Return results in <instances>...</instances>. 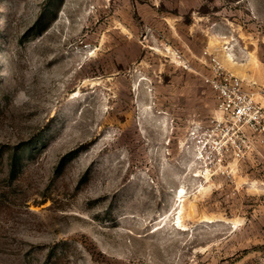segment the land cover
I'll return each instance as SVG.
<instances>
[{"label":"rangeland","instance_id":"374dc122","mask_svg":"<svg viewBox=\"0 0 264 264\" xmlns=\"http://www.w3.org/2000/svg\"><path fill=\"white\" fill-rule=\"evenodd\" d=\"M0 29V264H264V116L216 153L205 82L264 111V0H0Z\"/></svg>","mask_w":264,"mask_h":264},{"label":"built area","instance_id":"2783aa9c","mask_svg":"<svg viewBox=\"0 0 264 264\" xmlns=\"http://www.w3.org/2000/svg\"><path fill=\"white\" fill-rule=\"evenodd\" d=\"M204 54H207V51H204ZM209 58L212 73L205 77V82L215 91L219 116L210 119L206 134L210 137V144L216 153L225 154L230 147L233 149V157H240L243 152L239 147L234 152L236 138L240 136L245 142V139H248L244 132L245 127L260 123L264 111L254 98L253 92L245 89L240 76L227 71L216 56ZM229 134L234 138L226 140L225 137ZM203 139L200 135L197 138V151L200 155L204 152Z\"/></svg>","mask_w":264,"mask_h":264},{"label":"crops","instance_id":"0c3cea01","mask_svg":"<svg viewBox=\"0 0 264 264\" xmlns=\"http://www.w3.org/2000/svg\"><path fill=\"white\" fill-rule=\"evenodd\" d=\"M244 87L246 90L250 91L249 88H248V82L244 84Z\"/></svg>","mask_w":264,"mask_h":264},{"label":"trees","instance_id":"16d2710c","mask_svg":"<svg viewBox=\"0 0 264 264\" xmlns=\"http://www.w3.org/2000/svg\"><path fill=\"white\" fill-rule=\"evenodd\" d=\"M1 26H3V24L1 25ZM2 32V30L0 29V33Z\"/></svg>","mask_w":264,"mask_h":264}]
</instances>
